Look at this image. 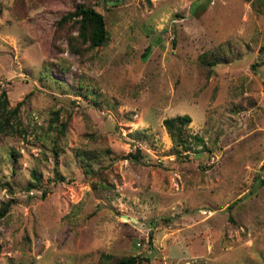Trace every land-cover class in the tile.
Segmentation results:
<instances>
[{
	"label": "rangeland",
	"instance_id": "374dc122",
	"mask_svg": "<svg viewBox=\"0 0 264 264\" xmlns=\"http://www.w3.org/2000/svg\"><path fill=\"white\" fill-rule=\"evenodd\" d=\"M80 4L102 45L78 38ZM263 41L264 0H0V90L23 101L0 139V264H264ZM184 113L178 151L163 119Z\"/></svg>",
	"mask_w": 264,
	"mask_h": 264
},
{
	"label": "trees",
	"instance_id": "16d2710c",
	"mask_svg": "<svg viewBox=\"0 0 264 264\" xmlns=\"http://www.w3.org/2000/svg\"><path fill=\"white\" fill-rule=\"evenodd\" d=\"M76 12L79 13V17L74 18V22L77 27V36L82 42H88L91 46H99L105 43L108 39V30L106 28V22L104 15L97 11L95 8L90 6H85L80 4ZM71 18L70 15L64 14L58 21L57 25L61 26L66 20ZM150 45H148L143 52V56L147 54ZM260 52L264 53V41L259 47ZM221 51L219 48H213L210 50H206L199 55V59L203 64L208 66H212L225 58H227V53ZM22 100L17 101L14 106L9 105V100L7 96V90L5 88H1L0 90V139L2 136L7 133L12 132L15 129L20 128L21 130V120H20V106L22 104ZM191 120L190 116L186 113L177 114L174 116L165 117L163 119V124L169 132L175 146H178V151L180 150H188L191 144V140L189 138L188 133L185 128ZM65 125L62 124L59 127V132L61 134L64 133ZM197 137V135H195ZM201 139L200 137H198ZM80 157L83 159L84 166L88 165L87 160L84 158L91 155V151L89 150H80L78 152ZM9 155L11 158L16 156V152L14 150L9 151ZM125 157L132 158L134 160H139L141 157L140 149L137 148L135 151H129L124 155ZM90 167H85V171H89ZM33 178L37 179V174L35 170H33ZM258 183L262 184L264 182V177H257ZM33 186L32 183H30ZM46 190L43 191L45 193ZM11 200L7 199L0 203V220L7 214L10 209ZM148 255L141 254H125L118 257H114L111 253H102L100 256V260L97 264H140L144 260H148Z\"/></svg>",
	"mask_w": 264,
	"mask_h": 264
}]
</instances>
